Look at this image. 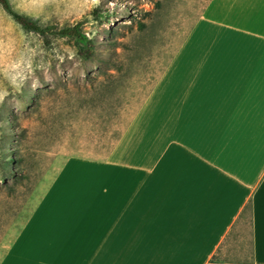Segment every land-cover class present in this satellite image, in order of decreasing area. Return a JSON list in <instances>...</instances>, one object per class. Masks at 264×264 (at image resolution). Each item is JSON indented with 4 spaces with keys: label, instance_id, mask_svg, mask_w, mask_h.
Here are the masks:
<instances>
[{
    "label": "crops",
    "instance_id": "1",
    "mask_svg": "<svg viewBox=\"0 0 264 264\" xmlns=\"http://www.w3.org/2000/svg\"><path fill=\"white\" fill-rule=\"evenodd\" d=\"M158 2L118 140L64 163L0 264H264V0ZM248 205L251 259L211 263Z\"/></svg>",
    "mask_w": 264,
    "mask_h": 264
},
{
    "label": "rangeland",
    "instance_id": "2",
    "mask_svg": "<svg viewBox=\"0 0 264 264\" xmlns=\"http://www.w3.org/2000/svg\"><path fill=\"white\" fill-rule=\"evenodd\" d=\"M11 2L41 25L83 23L93 44L81 49L67 38L29 32L0 5V263L64 163L104 158L118 140L125 80L117 70L133 46L141 47V31L156 27L161 8L158 0ZM252 251L247 213L219 259L248 261Z\"/></svg>",
    "mask_w": 264,
    "mask_h": 264
},
{
    "label": "trees",
    "instance_id": "3",
    "mask_svg": "<svg viewBox=\"0 0 264 264\" xmlns=\"http://www.w3.org/2000/svg\"><path fill=\"white\" fill-rule=\"evenodd\" d=\"M0 5L11 17H13L14 20H16L19 24L23 26L24 29L29 32H34L43 37L55 36L57 38H67L70 41L75 42L76 45H78L81 49L85 48L89 50L91 45L93 44V39L83 29V23L67 25L64 27H58L55 25H41L39 22L17 11L12 5L11 0H0ZM88 52V55L91 56L90 51ZM2 116L6 118L9 116V114L3 113ZM10 161H14V158L10 157L9 159L5 160L6 169L9 168L8 164L10 163ZM250 208V205L246 207L245 213H243L244 217L248 212H250ZM220 253L221 251H219L213 256L211 263L228 262L219 259Z\"/></svg>",
    "mask_w": 264,
    "mask_h": 264
}]
</instances>
